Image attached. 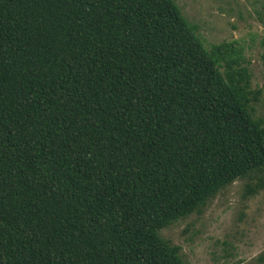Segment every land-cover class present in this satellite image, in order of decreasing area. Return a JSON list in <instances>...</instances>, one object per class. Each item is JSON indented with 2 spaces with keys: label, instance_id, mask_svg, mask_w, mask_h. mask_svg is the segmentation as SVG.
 <instances>
[{
  "label": "trees",
  "instance_id": "1",
  "mask_svg": "<svg viewBox=\"0 0 264 264\" xmlns=\"http://www.w3.org/2000/svg\"><path fill=\"white\" fill-rule=\"evenodd\" d=\"M244 61L176 0H0V264H186L162 229L264 188Z\"/></svg>",
  "mask_w": 264,
  "mask_h": 264
},
{
  "label": "rangeland",
  "instance_id": "2",
  "mask_svg": "<svg viewBox=\"0 0 264 264\" xmlns=\"http://www.w3.org/2000/svg\"><path fill=\"white\" fill-rule=\"evenodd\" d=\"M183 14L199 25L207 46L235 42L243 65L260 89L253 103L264 120V0H176ZM248 179H237L211 198L201 212L181 218L161 235L181 247L186 264H264V188L247 193Z\"/></svg>",
  "mask_w": 264,
  "mask_h": 264
}]
</instances>
